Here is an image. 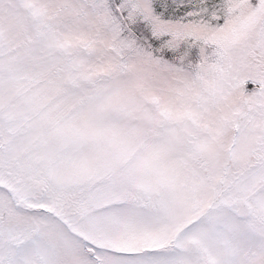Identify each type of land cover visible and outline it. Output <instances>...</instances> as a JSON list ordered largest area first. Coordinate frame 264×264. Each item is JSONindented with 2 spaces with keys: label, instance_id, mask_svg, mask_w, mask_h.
I'll use <instances>...</instances> for the list:
<instances>
[{
  "label": "snow or ice",
  "instance_id": "snow-or-ice-1",
  "mask_svg": "<svg viewBox=\"0 0 264 264\" xmlns=\"http://www.w3.org/2000/svg\"><path fill=\"white\" fill-rule=\"evenodd\" d=\"M0 264H264V0H0Z\"/></svg>",
  "mask_w": 264,
  "mask_h": 264
}]
</instances>
